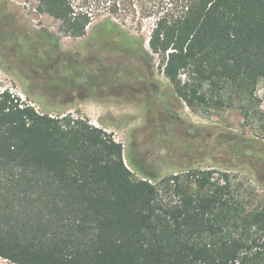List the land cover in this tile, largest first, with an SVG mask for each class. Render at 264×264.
<instances>
[{"label":"trees","instance_id":"trees-1","mask_svg":"<svg viewBox=\"0 0 264 264\" xmlns=\"http://www.w3.org/2000/svg\"><path fill=\"white\" fill-rule=\"evenodd\" d=\"M102 1L103 11L116 17L132 14L139 25L153 20L149 50L163 56V74L187 107L216 111L240 102L243 118L264 119L255 96L264 79V0ZM39 5L74 37L100 15L73 0ZM100 22L113 28L117 41L135 45L109 18ZM128 52L148 57L138 47ZM211 174L188 172L187 190L177 175L164 179H175L181 194L164 207L154 176L133 177L111 133L83 118L40 113L5 90L0 258L12 264H264V204L246 210Z\"/></svg>","mask_w":264,"mask_h":264},{"label":"rangeland","instance_id":"rangeland-1","mask_svg":"<svg viewBox=\"0 0 264 264\" xmlns=\"http://www.w3.org/2000/svg\"><path fill=\"white\" fill-rule=\"evenodd\" d=\"M73 2L100 13L81 37L70 35L51 9L41 10L39 0H0V88L12 87L40 113L83 118L111 133L133 177L154 176L164 207L181 197L175 179H164L177 175L187 190L192 170L212 172V182L226 184V197L246 210L263 205L264 119L243 118L239 101L216 111L187 107L163 74V56L149 50L152 19L139 25L132 14L104 12L102 0ZM106 18L135 45L117 41L100 22ZM137 47L148 52L145 60L128 52ZM255 96L264 111V79Z\"/></svg>","mask_w":264,"mask_h":264},{"label":"built area","instance_id":"built-area-1","mask_svg":"<svg viewBox=\"0 0 264 264\" xmlns=\"http://www.w3.org/2000/svg\"><path fill=\"white\" fill-rule=\"evenodd\" d=\"M8 91L12 97H18L20 99L21 102H24V98L21 94H18V92H16L12 87L10 86H5L3 88H0V93H2L3 91ZM21 106V105H20Z\"/></svg>","mask_w":264,"mask_h":264}]
</instances>
